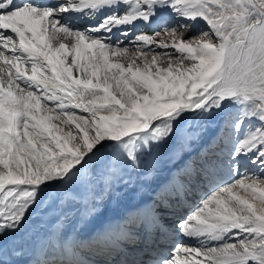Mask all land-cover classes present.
<instances>
[{"label":"snow or ice","instance_id":"obj_1","mask_svg":"<svg viewBox=\"0 0 264 264\" xmlns=\"http://www.w3.org/2000/svg\"><path fill=\"white\" fill-rule=\"evenodd\" d=\"M0 264H264V0H0Z\"/></svg>","mask_w":264,"mask_h":264},{"label":"bare ground","instance_id":"obj_2","mask_svg":"<svg viewBox=\"0 0 264 264\" xmlns=\"http://www.w3.org/2000/svg\"><path fill=\"white\" fill-rule=\"evenodd\" d=\"M145 31L151 32L152 30L150 28H147L146 27ZM56 123H59V122L57 121ZM248 170L249 171H254V169H252V168H249ZM197 197L199 198V195L198 194L192 196V202L193 203H196L197 200H194V199L197 198ZM135 202H136V200L133 201V202H131V203H135ZM112 203H113V199L112 200H108L106 202L105 206H104L103 212H104V215L106 217H108L110 215L117 216V215L121 214L124 211L125 207L128 205L129 202L128 201H125L122 204V206L120 208H118V210H116V211H114L115 206H113ZM182 214H184V213L181 212V215ZM168 217H170V216H168ZM175 217L176 216H173L172 218L175 219ZM54 219H55V217H53V218H51V219H49L47 221H42L41 219L31 218L30 221L26 223L27 226H31L32 227V230L29 233V235H32L33 237L42 236L45 233L48 225H50L54 221ZM192 244L193 245H196L195 242H192Z\"/></svg>","mask_w":264,"mask_h":264},{"label":"rangeland","instance_id":"obj_3","mask_svg":"<svg viewBox=\"0 0 264 264\" xmlns=\"http://www.w3.org/2000/svg\"><path fill=\"white\" fill-rule=\"evenodd\" d=\"M203 27H205L203 24L196 25V26L193 27L192 31H193V33H196L200 28H203ZM145 29H146V27L143 30L145 31ZM198 199L199 198L197 197L194 200L198 201ZM125 201H128L129 203H131V202L135 201V199L132 198V194L131 193L126 194L125 197H123L121 199L113 198L112 205L115 206L114 211L118 210V208H120ZM31 230H32L31 226H27V225L25 226V233L29 234L31 232ZM193 246H196V245H193Z\"/></svg>","mask_w":264,"mask_h":264}]
</instances>
